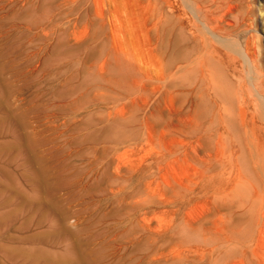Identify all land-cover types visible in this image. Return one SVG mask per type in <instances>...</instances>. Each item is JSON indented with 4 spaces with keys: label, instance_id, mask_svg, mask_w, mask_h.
<instances>
[{
    "label": "rangeland",
    "instance_id": "obj_1",
    "mask_svg": "<svg viewBox=\"0 0 264 264\" xmlns=\"http://www.w3.org/2000/svg\"><path fill=\"white\" fill-rule=\"evenodd\" d=\"M141 1L0 0V264H195V254L211 244L215 250L201 264L225 259L260 264L246 237V191L257 180L252 171L240 190L229 188L230 201L218 203L221 221L208 214L213 207L204 204L203 211L201 203L170 214L175 193L182 190L179 183L193 170L182 161L158 170L147 151L175 144L172 112L179 100L185 111L191 106L197 114L209 111L211 102L200 105L206 99L192 77L187 78L190 96L168 99L170 86L156 82V59L150 65L144 51L133 55L135 28L141 38L148 34L152 58L160 55L151 23L166 15V0ZM194 1L219 10L223 35L242 46L250 40L254 75L264 95V0ZM132 85L140 92L148 89L147 99L128 98ZM216 141L204 144L213 148ZM209 172L215 178L219 167ZM146 192L156 197L154 203L147 202ZM185 213L193 223L184 221ZM138 224L148 226L138 230ZM238 235L246 237L240 257L238 241L223 239ZM177 246L197 250L177 259L169 252Z\"/></svg>",
    "mask_w": 264,
    "mask_h": 264
},
{
    "label": "bare ground",
    "instance_id": "obj_2",
    "mask_svg": "<svg viewBox=\"0 0 264 264\" xmlns=\"http://www.w3.org/2000/svg\"><path fill=\"white\" fill-rule=\"evenodd\" d=\"M165 3L166 15L164 16L161 13L160 15L158 14V20L154 23H151V26L156 29L155 49L158 50L157 52H159L160 55H156L155 58H152L153 49L150 44L151 42L148 39V34H146L145 36L143 35V38H141L140 34L135 31L136 28L135 30L133 29V55L136 54L135 51L137 50L138 52H140L141 56L145 54L142 58L146 57L147 63H150V65H152L151 63L154 64L156 59L158 63V66L154 64L156 67L155 69H157L156 71L154 70L155 78L157 80L156 82H162L163 84H166L164 86H170V88L168 87L165 90L170 95L168 99H170V97H173V95L176 99L178 97H186V95L190 96L191 92L189 91V84L187 82V78L192 77V79L194 78L195 80H197L200 86L201 96L207 100H205V104L200 105H209L208 103L211 102V106L209 105V107L211 108H208L209 111H201L197 114L195 112V108H192L191 106L190 108H188L187 111H185L183 109V105L181 106L179 104V100L178 104L175 107V111L172 112V114L175 113V124L171 125L174 133L173 141L175 142V144H170L166 147L159 146L149 149L147 153L151 157L150 160H152L150 164L153 163L158 170H164V166L168 165L169 167V163L172 161H182L190 163L191 166L189 167V169L192 168L193 174L191 175V177L187 176L188 178L186 181H181L179 183V186L182 188V190L177 191L175 193L176 199H174V201L176 202V204L175 207L170 210V214L174 216V214L178 210L177 208L182 207L184 205L194 206V204L199 203L197 205L199 206L201 203L202 210L204 204H206V206L208 207L210 206L214 208L213 211L210 210L208 214H212L214 217L217 218L218 221H221L220 217H218L221 210V208L219 207L220 203H226L230 201V199H228L227 197L229 188L232 186L231 189H233L236 186L237 190H240L241 185L245 183L247 179H249L248 171H252V173L255 174L257 180L255 185H251V183L249 182V187H251V191L248 193L249 188L246 191V194L249 199V207L246 210L249 215V225L247 228V230L249 231L246 237L250 241V243H252V247L250 248L251 256L255 258L258 263L264 264V246L261 244V238L264 236V141L262 140V136L264 134V95L261 93V87L258 84V78L254 75L256 69V58L254 59L253 55L251 54L252 51H249V48H251L252 45L251 47L248 46L249 48L247 47V43L248 41H250L249 39L242 46L243 43L239 44L240 41L238 42L237 39L228 37L225 34L223 35L222 28L218 24L223 21L221 20V17H223V15L218 14L219 10L216 8L218 11H215V7L213 8V11L209 9H203L194 0H180L179 6L177 5V3L173 4L168 2L167 0L165 1ZM181 6H184L185 8H188L190 10L192 18L185 16V12H183ZM150 11H152V9ZM191 14L189 16H191ZM224 15L226 16L225 13ZM142 17L143 16H141V18ZM142 23L144 22H141V24ZM222 24H224V22ZM141 26L143 27V25ZM151 39L152 37L150 38V40ZM141 51H144V54L141 53ZM150 71L148 70L149 73L146 71L148 75L150 74ZM151 74L154 73L151 72ZM222 79L230 80L234 87H228ZM156 88L157 87L155 85V87L153 86L151 90H156ZM147 91L148 89L144 87V89H142L140 92L138 91L136 86L132 85L131 91L127 94V97H131L132 99L139 97L142 100H145L147 98L144 96L147 94ZM165 99L166 98H164V100ZM234 100L237 102L236 104H238V116H235V113H233L232 101ZM200 105L196 108L198 109ZM209 116L210 118L208 122ZM148 134L150 133L148 132ZM211 138H215L217 140L213 148L209 146L207 147V145L204 144L206 140ZM173 141L171 142L173 143ZM213 165L219 167V173L217 174L218 176H215V178L213 175H210L209 172L212 169ZM147 174L148 173H146V175ZM147 187L149 188V186ZM152 194L150 193V196L148 195V197L146 198L147 202L150 204L154 203V197L152 198ZM162 198L164 197L162 196ZM163 201L164 200H162L161 203H163ZM156 203L160 204V202ZM147 210L149 209H146V211ZM204 210H206L205 207ZM188 215V213H185L183 218L187 224H191L193 223L194 218ZM152 217L154 218L153 214ZM208 218L209 217L207 216L205 219L207 220ZM146 219L145 221H147ZM151 220L153 221V219ZM141 224H138V230H144L146 226H148ZM157 226H159V224ZM153 230H155V228ZM158 231L160 232V230ZM245 238H243L241 235H238L233 239L231 237H224L223 239H231L238 241L237 249L238 257H240L239 253L242 252V246ZM150 240L154 241L155 239L151 238ZM210 246L212 247H209V249H200L201 252L199 253V255L195 254L197 250V248L195 247H171L169 250H172L169 252L174 253L173 256L177 259H181L184 256L183 253H194L195 258H198L197 261L194 260L195 264H201L205 262V259L207 258L206 256H208V254H211L215 250V247H213L214 245L211 244ZM150 256L152 255L150 254ZM236 262L243 264L240 259ZM221 264L238 263H235L233 259L231 261L229 259H225L221 262Z\"/></svg>",
    "mask_w": 264,
    "mask_h": 264
}]
</instances>
